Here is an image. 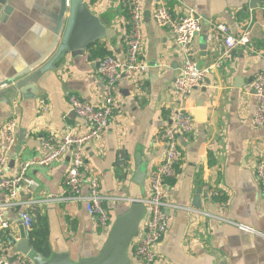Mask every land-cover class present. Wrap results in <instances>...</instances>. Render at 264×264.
Returning <instances> with one entry per match:
<instances>
[{"label": "crops", "instance_id": "crops-1", "mask_svg": "<svg viewBox=\"0 0 264 264\" xmlns=\"http://www.w3.org/2000/svg\"><path fill=\"white\" fill-rule=\"evenodd\" d=\"M84 2L116 35L97 43L109 54L126 53L127 46L120 38L129 17L119 0ZM7 6L12 7L9 15L4 12ZM168 6L174 15L194 10L202 17L193 52L197 62L212 70L189 98L175 92L183 56L170 32L153 20L154 0H145L143 50L150 69L144 77H123L119 82L111 123L102 139L86 152L88 175L99 178L106 196H144L151 171L164 158L159 134L171 125L179 110L189 112L195 131L181 139L182 157L167 190L173 203L195 212L176 213L157 248V264H264V196L255 172L257 160L264 154V128L253 126L257 103L251 90L254 77L264 70V0H169ZM61 10L62 0H7L1 7L0 88L49 51ZM216 22L228 25L236 37L250 29V44L238 46L225 56L221 45L212 47L208 42ZM100 61L90 48L79 57L68 55L56 69L40 76L35 83L36 94H20L7 103L0 100V129L13 113L20 127L9 174L17 171L20 162L43 155V141L49 136L85 129L69 100L75 96L100 105L106 87L98 73ZM69 163L65 158L30 170L41 186L37 199L65 195L63 180ZM138 168L146 173L142 187L134 181ZM210 192L215 195L210 196ZM82 193H88L86 184ZM109 207L115 221L127 205L117 202ZM22 211L8 212L11 227L1 239L7 254L16 253L11 240H20L23 233L45 257L54 252L68 253L75 263L96 257L106 241L107 235L99 232L83 202L41 204L37 208L41 226L36 225L35 217L36 228L31 230L23 226ZM237 225L255 233L242 231ZM40 228L44 232L42 243L34 237L35 229ZM129 253L135 264L132 244Z\"/></svg>", "mask_w": 264, "mask_h": 264}, {"label": "built area", "instance_id": "built-area-1", "mask_svg": "<svg viewBox=\"0 0 264 264\" xmlns=\"http://www.w3.org/2000/svg\"><path fill=\"white\" fill-rule=\"evenodd\" d=\"M144 1L119 0L129 17L127 29L125 26V32L120 38V42L127 48L126 53L108 54L99 62L98 73L106 82L100 105H92L75 96L69 100L71 110L85 123L84 130L81 132L71 130L62 136H49L43 141L45 150L43 155L20 162L17 171L9 174L7 168L12 162V154L17 146L20 132L17 116L13 113L0 129V264H34L28 256L21 253L7 254L2 247L1 239L11 227L8 217L10 210L23 209V226L31 230L35 225V213L41 204L83 202L99 232L108 235L114 223L109 207L111 203L142 204L145 207V216L139 234L132 243L135 264H157V248L168 234L170 222L176 213L195 212L194 209L173 203L167 190L169 182L176 178L177 166L182 157L181 139L195 131V120L185 110H179L171 125L158 136L164 149V158L151 171L144 196L134 198L106 196L102 193L99 178L93 174L88 175L86 152L92 143L102 139L111 123L117 109L115 91L119 82L123 77H144L150 69V65L144 60L143 50ZM154 2L153 20L160 28L170 32L177 50L183 56V63L174 83L175 92L183 99L189 98L196 89L203 86L212 70V67L199 68L193 52L194 41L201 31L203 19L194 10L174 15L168 6L169 0H154ZM69 4L70 0H67V5ZM251 34V30L247 28L236 37L228 25L216 22L212 25L208 42L212 47L215 44L221 45L224 55L230 56L236 47L250 44ZM5 89L7 85L0 88V90ZM251 90L257 103L252 120L253 126L264 128V70L254 77ZM65 158L70 159L63 180L65 195L60 198L45 196L37 199L36 195L41 186L31 177L30 170L34 167L52 166ZM255 172L264 196V154L259 156ZM85 184L88 189L86 196L82 193ZM209 195L215 194L210 192ZM217 219L224 223L235 224L223 218ZM237 226L242 231L255 233L251 228Z\"/></svg>", "mask_w": 264, "mask_h": 264}, {"label": "water", "instance_id": "water-1", "mask_svg": "<svg viewBox=\"0 0 264 264\" xmlns=\"http://www.w3.org/2000/svg\"><path fill=\"white\" fill-rule=\"evenodd\" d=\"M6 2L7 0H0V11ZM4 12L9 15L12 12V7L7 6ZM115 36L114 30L108 28L99 17L95 16L84 0H70L69 5H67V0H62V10L55 31V39L49 51L12 82L4 84L7 85V89L0 92V100L7 103L16 99L20 94H36L35 83L45 71L56 69L59 61L66 56H82L95 43L103 39L112 40ZM53 53L48 64L39 69ZM198 67H204V63L198 62ZM145 179L146 173L142 168H138L135 183L142 187ZM144 216V205L132 204L125 212L116 217L100 253L94 258L84 259L79 263L73 262L68 253L54 252L49 258L45 257L32 247L31 241L25 233L20 240L12 239L11 242L16 253L28 256L34 264H134L129 253L130 247L139 234ZM35 217L36 225L40 227L39 211H36Z\"/></svg>", "mask_w": 264, "mask_h": 264}, {"label": "trees", "instance_id": "trees-1", "mask_svg": "<svg viewBox=\"0 0 264 264\" xmlns=\"http://www.w3.org/2000/svg\"><path fill=\"white\" fill-rule=\"evenodd\" d=\"M90 53H92V54L95 55V56H99L101 59H102L104 56H106V55L109 54V52L106 51L105 46H104L103 44H100V43H95L94 45H92V46L90 47ZM127 208H129V207L124 208V209L121 211V213H119V215L122 214L123 212H125V210H126ZM34 227L36 228V225H34ZM34 237H35V240L37 239V241H38L39 243H42L43 240H44V232H43V229H42V228H40V229H35V231H34ZM130 254H131V253H130Z\"/></svg>", "mask_w": 264, "mask_h": 264}, {"label": "rangeland", "instance_id": "rangeland-1", "mask_svg": "<svg viewBox=\"0 0 264 264\" xmlns=\"http://www.w3.org/2000/svg\"><path fill=\"white\" fill-rule=\"evenodd\" d=\"M129 198H132V197H129ZM124 204V203H123ZM125 205H127V207H130L131 205H129V204H125Z\"/></svg>", "mask_w": 264, "mask_h": 264}]
</instances>
